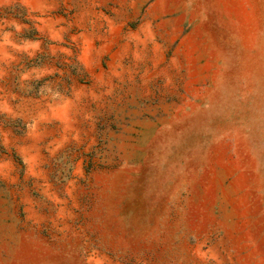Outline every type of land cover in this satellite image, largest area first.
<instances>
[{
  "label": "rangeland",
  "instance_id": "obj_1",
  "mask_svg": "<svg viewBox=\"0 0 264 264\" xmlns=\"http://www.w3.org/2000/svg\"><path fill=\"white\" fill-rule=\"evenodd\" d=\"M0 264H264V0H0Z\"/></svg>",
  "mask_w": 264,
  "mask_h": 264
},
{
  "label": "crops",
  "instance_id": "obj_2",
  "mask_svg": "<svg viewBox=\"0 0 264 264\" xmlns=\"http://www.w3.org/2000/svg\"><path fill=\"white\" fill-rule=\"evenodd\" d=\"M155 39H156V38H155ZM179 40H180V38L177 37L176 39L173 40V43H174V42H175V43H178V42H180L182 39H181L180 41H179Z\"/></svg>",
  "mask_w": 264,
  "mask_h": 264
}]
</instances>
